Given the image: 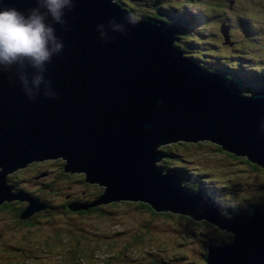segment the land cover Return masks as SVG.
<instances>
[{
  "label": "water",
  "instance_id": "obj_1",
  "mask_svg": "<svg viewBox=\"0 0 264 264\" xmlns=\"http://www.w3.org/2000/svg\"><path fill=\"white\" fill-rule=\"evenodd\" d=\"M37 6L0 0V10L27 14ZM127 12L118 1L75 0L67 28L54 25L64 50L47 65L52 86H41L34 100L15 68L0 73V204L28 200L25 217L44 208L14 193L7 177L30 162L60 158L66 171L85 172V180L104 187L102 202L149 203L231 232L230 243L208 249L206 264H264V209L227 217L218 202L165 174L158 151L170 142L211 141L264 170V92L245 94L192 61L177 49V28L146 17L132 26L123 20ZM113 19L101 38L97 25ZM221 31L234 46L226 22ZM29 87H36L31 79Z\"/></svg>",
  "mask_w": 264,
  "mask_h": 264
},
{
  "label": "trees",
  "instance_id": "obj_2",
  "mask_svg": "<svg viewBox=\"0 0 264 264\" xmlns=\"http://www.w3.org/2000/svg\"><path fill=\"white\" fill-rule=\"evenodd\" d=\"M181 1L169 0L160 5L154 4V0H127L123 3L126 9L139 17L154 16L152 12H160H156L154 17L164 19L170 26L178 29V49L195 62L201 64L203 61V68L220 74L250 94L264 92V70L261 65L255 67L254 64L258 62L256 54L231 59L221 51L205 52L203 46L207 42L205 39L210 36L207 25L221 20V23L226 22L230 28L231 41L242 44H237L239 48H264L262 27L257 28L258 16H264V0H184L188 7L185 10L181 8ZM196 4L199 9L194 12L189 6ZM130 5L135 7H129ZM252 7L257 11L249 18L248 10ZM215 8L220 16L213 12ZM221 26L219 23V31ZM238 33L244 37L241 41L239 38L235 39ZM207 56L213 58L208 60ZM205 148L212 154L202 156ZM162 150L165 156L161 163L163 170L179 176L192 192L219 201L228 216L247 215L257 208L264 209V170L246 157L226 151L223 146L211 141H180L163 147ZM57 161L62 162L63 171L55 178L50 167ZM65 163L64 159L52 158L40 167L49 170L48 180L55 178L48 183L49 192L44 198V209L21 218L26 207L18 198L0 204V217L7 219L10 228L14 230L10 239L5 234H0V264H41L42 259L45 264H93L92 259L97 264H206L208 249L212 245L223 246L232 241L231 233L220 230L217 225L206 220L199 222L183 214L157 211L149 203L102 202L103 190L85 180V174L66 171ZM29 165L31 164L26 167ZM223 167L228 169L222 170ZM17 173L18 171L12 175V183L9 184L14 193L21 190ZM38 193V190H30L29 196ZM72 203H77L80 207L73 209L70 207ZM128 209L134 219L126 212ZM119 212L128 219L127 227L118 226L108 233L96 228L100 225L107 228V224L108 227H115L109 216H116ZM136 212L144 214L136 215ZM73 218L81 222L89 218L92 222L88 228L67 227L66 224ZM136 218L143 220L142 223L135 221ZM160 219L164 225L171 227L176 222L185 224L187 228L201 227L200 231L192 234L197 247L172 254L168 253L172 247L171 242H160L157 238V244L148 248L150 242H156ZM131 222L133 225H130ZM1 227L4 231L7 224ZM23 227H27L29 231H22ZM181 244L187 245L184 242ZM52 250L62 252L53 256L50 252ZM105 250L110 253L106 255ZM162 254H166V263L160 260ZM14 259L17 261L13 262Z\"/></svg>",
  "mask_w": 264,
  "mask_h": 264
},
{
  "label": "clouds",
  "instance_id": "obj_3",
  "mask_svg": "<svg viewBox=\"0 0 264 264\" xmlns=\"http://www.w3.org/2000/svg\"><path fill=\"white\" fill-rule=\"evenodd\" d=\"M117 1L126 9L123 1ZM35 2L38 6L29 9L27 14L15 8L0 10V73L15 68V74L29 100H34L40 94L41 86L45 88L52 86L51 81L45 79L47 65L52 62L54 56L60 55L64 50V43L56 35L54 25L59 24L67 28L66 13L71 12L75 7V0H35ZM112 3L116 4V0H112ZM144 17L151 20L157 18L146 15ZM123 20L136 26L140 22V17L131 11L127 12ZM114 22L115 19L107 25H97L101 38L106 35L103 30ZM28 69L35 70L36 74L31 78ZM30 79L35 84V88L29 87ZM43 92L46 97H56L55 93ZM245 94L249 93L245 92ZM221 216L225 215L221 214Z\"/></svg>",
  "mask_w": 264,
  "mask_h": 264
},
{
  "label": "rangeland",
  "instance_id": "obj_4",
  "mask_svg": "<svg viewBox=\"0 0 264 264\" xmlns=\"http://www.w3.org/2000/svg\"><path fill=\"white\" fill-rule=\"evenodd\" d=\"M124 1V3H126L127 2V0H123ZM181 8H182V10H185L186 9V7H187V4H184V0H182L181 1ZM196 3H197V1H196ZM134 7H135V5H134ZM188 8V7H187ZM189 8H193L194 10H198L199 9V6H198V4H196V5H191V7L189 6ZM249 12H248V17L249 18H251L253 15H254V13H256V9L255 8H253L252 7V9H250V10H248ZM213 12L215 13V14H217V15H219L220 16V12L219 11H217V8H215V10H213ZM247 13V12H246ZM246 13H244V14H246ZM243 14V15H244ZM145 15H143L142 17H144ZM142 17H140V19L142 18ZM153 20H155V21H157L158 22V24L159 23H162V24H169V23H167L166 22V20H164V19H158V18H156V19H153ZM219 21H215V22H210L209 23V25H207V27H209V32H210V36L208 37V38H206L205 39V41H207L206 42V44L204 45L203 44V46H204V48H205V52H213L214 50H213V48L211 47V45H210V43H209V41H211L212 43H216V45H218L219 47H220V51L223 53V54H225L227 57H230V56H234V57H230L231 59H235V58H239V57H242V56H249V55H252L253 53H254V55L256 54V58H257V63H256V65H262V68H263V70H264V48L263 47H261V48H256V49H254L253 50V48L252 49H241V48H239V45H242V44H240V42H237L233 47H229L228 45L227 46H222V44H221V42L223 41L222 40V37L221 38H218V35H219V29H218V26H219V23H218ZM257 25H258V27L257 28H261V30L263 31V34H264V16H262V18L260 17V16H258V21H257ZM212 35V36H211ZM239 38V39H238ZM236 40L238 39V40H240L241 41V39H244V37H241V34L240 33H238L237 35H236V38H235ZM264 40V39H263ZM237 44H239V45H237ZM256 44H257V41H256ZM263 44V46H264V43H262ZM206 58H208V60H210L211 58H213V56L211 57V56H207ZM240 59V58H239ZM206 64H207V62H206ZM236 64V63H235ZM234 64V65H235ZM249 93V92H248ZM252 93V92H251ZM250 94V93H249ZM180 142V141H179ZM200 142V141H199ZM201 142H205V141H201ZM200 142V143H201ZM172 143H175V142H170V143H167V144H163L162 146H160V147H158V151H161V152H163V150H162V148L163 147H166V146H168V145H171ZM196 151V150H195ZM212 153L210 152V151H208V149L207 148H205V149H203V152L201 153V155L202 156H209V155H211ZM60 159V158H59ZM47 160H49V159H42V160H39V161H35V162H30L29 164H36V163H38V162H42V161H47ZM52 169H54V170H56V171H58L59 170V166L58 165H55V166H53V168ZM228 168L227 167H223L222 168V170H227ZM18 170H21L22 171V173H20V176H19V179L18 180H20V182H23V183H26L27 182V179H28V177L31 175V174H33L34 172L32 171V170H25V168H19ZM18 170H16V171H18ZM16 171L15 172H13V173H10V174H8V177H7V179L8 180H10L11 179V177H12V175L14 174V173H16ZM77 173H79V174H86L85 172H79V171H77ZM165 174H169V173H166L165 172ZM173 175H175V174H173ZM176 176V175H175ZM177 178H178V180H179V182H180V184L181 185H183L184 187H186V185H184L183 184V180L182 179H180L179 178V176H176ZM19 182V181H18ZM95 184V183H94ZM186 189H188L189 191H191L190 190V188H187L186 187ZM192 192V191H191ZM192 193H194V192H192ZM15 200V199H14ZM36 201V203H37V205H42V206H44V208H45V205H44V203L43 202H41L39 199H37V200H35ZM125 201H127V200H120V201H118L119 203H121V202H125ZM127 202H130V201H127ZM142 204H145V203H142ZM220 205H221V203H219ZM221 207H222V205H221ZM43 208V209H44ZM223 208V207H222ZM224 209V208H223ZM109 210V209H108ZM108 210H107V216H108ZM38 210H36V211H34L33 213H35V212H37ZM225 211V210H224ZM126 212L128 213V215L130 216V218L131 219H134V216L130 213V211H129V209L128 210H126ZM136 215H142V214H144V213H138V212H136L135 213ZM227 214V213H226ZM183 215H185V214H183ZM228 215V214H227ZM238 216H240V215H236V216H227V217H232V218H234V217H238ZM10 218H12L11 216H10ZM109 218L112 220V221H114V224H115V227L113 226V227H108V224H107V228H105L103 225H100L99 227H96L97 229H100V231L102 230V231H107V233L109 232V231H111V230H113V229H117L118 228V226H121V227H127L128 226V219L126 218V217H122L121 216V213L119 212L118 213V215H116V216H114V215H112V216H109ZM196 219V218H195ZM205 220V219H204ZM135 221H138V222H141L142 223V221L143 220H140V219H138V218H136L135 219ZM134 221V222H135ZM198 221L199 222H201V221H203L202 219H198ZM207 221V220H206ZM92 222V219H89V218H87V219H85L84 220V222H81L80 220H78L77 218H73V219H70L69 220V222L66 224V226L67 227H71V228H75V227H80V226H82V227H84V228H88V225L90 224ZM181 223L183 224L184 223V221H181ZM6 224H7V227L6 228H3V230L4 231H2V227H1V225H5L6 226ZM53 224V223H52ZM54 225V224H53ZM130 225H133V222H131L130 223ZM55 227H58L57 225H54ZM178 226V228H175V227H177ZM202 228L201 227H196V226H192V227H189V228H187V227H185V224L184 225H180V223L179 222H176L175 224H172V227L171 226H169V225H164V223H162V220L160 219L159 221H158V233H157V235H156V242H150L149 243V246H147L148 248H150L151 247V245H153V244H157V238H158V240H160V242H165V241H170L171 242V244H172V247L170 248V250H169V252L168 253H179V252H181V251H183V250H191L192 248H194L195 246L197 247V244H196V241L194 240V238H193V232L194 231H200ZM6 230V231H5ZM14 230L13 229H11L10 228V223L7 221V219H4V218H1L0 217V234H5V236L6 237H8V239H10V238H12L13 237V232ZM107 233H106V239H107ZM231 233V232H230ZM1 238V237H0ZM182 238L184 239V240H182ZM184 242V244H187L186 246H182L183 244H181V243H183ZM0 249H1V246H0ZM106 249H107V247H106ZM106 251V250H105ZM50 252H52V255L53 256H56V255H60L61 254V252L62 251H50ZM112 252V251H111ZM107 253H110V252H107L106 251V255H107ZM163 256L161 257V259L160 260H162L164 263H166L167 261H166V254H162ZM105 259H106V256H105ZM195 259H197L198 260V258H197V255H195ZM55 260V259H54ZM17 261V259H14L13 260V262H16ZM53 261V260H52ZM92 261H93V264H97V262H95V260L94 259H92ZM41 264H45V260L44 259H42L41 260V262H40Z\"/></svg>",
  "mask_w": 264,
  "mask_h": 264
},
{
  "label": "flooded vegetation",
  "instance_id": "obj_5",
  "mask_svg": "<svg viewBox=\"0 0 264 264\" xmlns=\"http://www.w3.org/2000/svg\"><path fill=\"white\" fill-rule=\"evenodd\" d=\"M168 1L169 0H154V4H166V3H168ZM174 4V3H173ZM175 6V5H174ZM191 10L192 11H194V12H196V10H194L193 8H191ZM198 11V10H197ZM157 13H160V12H158V11H156ZM156 12H152V15H156L157 13ZM221 20H219V22L218 23H220V24H223V23H221L220 22ZM210 33V32H209ZM212 36V35H211ZM223 36H224V34H223V32L221 31V29H220V31H219V35H218V38H223ZM209 37V36H208ZM207 37V38H208ZM231 37V36H230ZM232 38V37H231ZM231 38H230V43H233L234 45L237 43H235L234 41H231ZM224 38H223V42H221V44H222V46H227V45H225L224 44ZM209 43H210V45H211V47L213 48V50H215V51H220V47L218 46V45H216V43H212L211 41H209ZM224 44V45H223ZM229 46V45H228ZM229 47H231V46H229ZM233 47V46H232ZM230 57H234V56H230ZM229 57V58H230ZM240 58V57H239ZM192 61H193V59H192ZM195 62V61H194ZM195 63H198V62H195ZM198 64H200V63H198ZM201 64H204L203 63V61H201ZM200 64V65H201ZM255 65V64H254ZM44 162L45 161H43V162H38V163H36V164H31V165H29L28 167H26L25 168V170H32L34 173L33 174H31L29 177H28V179H27V182L26 183H23V182H20L21 183V185H20V188H21V190H20V193H23V194H25L26 196H29V194H30V190H32V191H35V190H38L39 191V193L38 194H36V195H34V196H29V197H31V199L32 200H37V199H39L41 202H44V198H45V196L47 195V193L49 192V187H48V183H51V181H53L55 178H58V176L60 175V173H61V171H63L62 169H61V161H57V162H55V163H53L52 165H51V167H50V170H51V173H53V175L55 176V178L54 179H50V180H48L47 178H48V175L50 174V172H49V170H46V169H44V168H40L41 166H44L45 164H44ZM55 165H58L59 166V170L58 171H56V170H54V169H52L53 168V166H55ZM36 168H38V170L36 169ZM36 169V170H35ZM20 173H22V171L21 170H18V177L20 176ZM8 182H9V184L10 183H12V178L10 179V180H8ZM92 185H94V186H98V187H100L102 190H104V187H102L101 185H99V184H92ZM19 200V199H18ZM19 201H21V202H23V206H25L26 207V209L28 208V206H29V201L28 200H25V199H21V200H19ZM70 207L71 208H73V209H76V208H79L80 207V205H78L77 203H72L71 205H70ZM26 209H24V211L22 212V214H21V218H27V217H25V215H24V212H25V210ZM36 213V212H35ZM34 213V214H35ZM33 215V214H32ZM49 224V223H48ZM22 231H24V232H28L29 230L27 229V227H23L22 229H21Z\"/></svg>",
  "mask_w": 264,
  "mask_h": 264
},
{
  "label": "bare ground",
  "instance_id": "obj_6",
  "mask_svg": "<svg viewBox=\"0 0 264 264\" xmlns=\"http://www.w3.org/2000/svg\"><path fill=\"white\" fill-rule=\"evenodd\" d=\"M30 216L32 215L31 211L29 212Z\"/></svg>",
  "mask_w": 264,
  "mask_h": 264
}]
</instances>
